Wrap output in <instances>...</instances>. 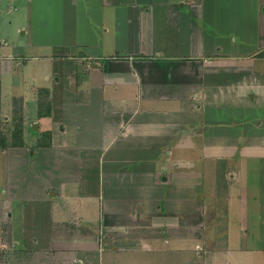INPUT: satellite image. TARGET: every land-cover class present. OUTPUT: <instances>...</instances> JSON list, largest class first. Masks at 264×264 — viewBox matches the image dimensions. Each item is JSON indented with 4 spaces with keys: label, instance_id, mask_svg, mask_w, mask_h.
<instances>
[{
    "label": "crops",
    "instance_id": "obj_1",
    "mask_svg": "<svg viewBox=\"0 0 264 264\" xmlns=\"http://www.w3.org/2000/svg\"><path fill=\"white\" fill-rule=\"evenodd\" d=\"M27 1L0 264H264V0Z\"/></svg>",
    "mask_w": 264,
    "mask_h": 264
},
{
    "label": "rangeland",
    "instance_id": "obj_2",
    "mask_svg": "<svg viewBox=\"0 0 264 264\" xmlns=\"http://www.w3.org/2000/svg\"><path fill=\"white\" fill-rule=\"evenodd\" d=\"M6 1H8V0H6ZM16 5H17L16 11L10 12V13L7 12V13H4L2 15V17L0 19V21H1L0 36L6 38L8 40V45H9L8 47H12V48L15 47L18 51L23 52L24 49L28 50V47L31 48V44L29 42H31L33 45L34 49H32V50H34V51L38 50L37 46L39 44L34 43V41L37 39H34V38L30 39L28 33L23 35L22 32L24 31V28H22L20 31L17 30L19 25H23L24 27H26V26L29 27V23H30V20H29L30 14L28 12L29 2L27 0H17ZM25 45H27V49H26ZM45 67L47 68V66H44V68ZM23 69H24L23 71L26 72L27 69H31V66L24 67ZM27 75L29 77V78H27L28 83H34V80H33L34 78L29 74H27ZM35 79L37 80L36 77H35ZM4 92H5L4 98H6L8 101L12 100L13 97H11L10 94L15 92V90H13L12 86L10 88L9 82L5 83V91ZM18 102L19 101H17V100L15 101V109L18 111L20 110V111L19 112L17 111L15 113V115L14 114L11 115L12 116L11 121H13V119H14V121L11 125L17 123V125L15 127L16 131L19 127V124H20L19 120L20 119L27 118V119H30L32 121L35 118V116L31 117V116H29L28 113L24 112V110L22 109L23 107ZM9 127H10V129H13V126H9ZM13 137L14 138H12V139H9V138H7V139H9L10 141H13V139L16 140V138H15L16 136L14 135ZM205 250H206L205 248L204 249L200 248L198 253L200 254L203 252V254L201 256V260H198L195 264H204L203 262L206 260V258L209 255L208 252L207 253L204 252ZM260 258H262L261 254H257V255H255L254 259L257 260V262H258V260ZM227 264H229V262H227Z\"/></svg>",
    "mask_w": 264,
    "mask_h": 264
}]
</instances>
